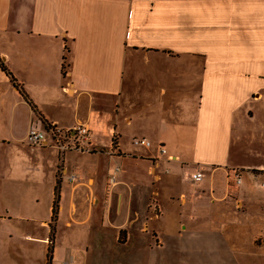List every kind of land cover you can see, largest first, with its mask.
I'll return each mask as SVG.
<instances>
[{"label":"crops","instance_id":"crops-1","mask_svg":"<svg viewBox=\"0 0 264 264\" xmlns=\"http://www.w3.org/2000/svg\"><path fill=\"white\" fill-rule=\"evenodd\" d=\"M0 63V264H252L264 227L225 222L252 202L223 168L264 171L231 159L264 90V0H0ZM76 122L90 155L24 143Z\"/></svg>","mask_w":264,"mask_h":264},{"label":"rangeland","instance_id":"rangeland-1","mask_svg":"<svg viewBox=\"0 0 264 264\" xmlns=\"http://www.w3.org/2000/svg\"><path fill=\"white\" fill-rule=\"evenodd\" d=\"M264 82V81H263ZM262 99L258 102L251 104L254 118L247 121L246 125H243L240 136L236 139L237 143L233 147L231 152V159L238 165H258L264 167V90H261ZM245 134V136L243 135ZM242 136V137H241ZM262 170V169H261ZM252 172V176L258 177L251 179L248 175ZM241 178L243 184L241 186L244 190V194L247 195L252 202V206L246 208V212H237L234 210L232 213L224 217L225 222L240 226L243 231L251 232L257 226L264 227V171H253L243 169L241 172ZM240 208V207H238ZM258 248V252L248 251V261L252 264H264V236L262 234L257 235L254 239Z\"/></svg>","mask_w":264,"mask_h":264},{"label":"built area","instance_id":"built-area-1","mask_svg":"<svg viewBox=\"0 0 264 264\" xmlns=\"http://www.w3.org/2000/svg\"><path fill=\"white\" fill-rule=\"evenodd\" d=\"M91 130L86 123L76 122L72 127L63 129L55 125H46L45 129H38L35 126H30L24 137V143L29 148L50 147L56 150L59 159H63L66 154L76 153L80 155H90L94 152L90 142ZM132 145L139 148L151 149L153 143L145 138H135L132 140ZM156 159L165 157L167 161H171L172 157L167 154L166 148L159 144L155 146ZM116 137L113 133L110 137L109 148L106 150L108 156L117 155ZM119 167L115 166L108 176L106 191L107 194L117 184V174ZM168 173V170L165 171ZM224 179L227 188L230 192H236L242 184L241 170L238 168L225 167L223 168ZM193 184H199L204 180L205 174L202 168L196 166L188 175ZM75 176H71L73 181ZM154 207V206H153ZM157 211L156 206L154 207ZM158 212V211H157ZM63 264H69L67 262Z\"/></svg>","mask_w":264,"mask_h":264},{"label":"trees","instance_id":"trees-1","mask_svg":"<svg viewBox=\"0 0 264 264\" xmlns=\"http://www.w3.org/2000/svg\"><path fill=\"white\" fill-rule=\"evenodd\" d=\"M0 67L2 68L3 71H5V72L7 73V75L10 76V74L4 69V67L2 66L1 63H0ZM11 81H14L12 77H11ZM49 262H50V259H49V261H48V264H49Z\"/></svg>","mask_w":264,"mask_h":264}]
</instances>
